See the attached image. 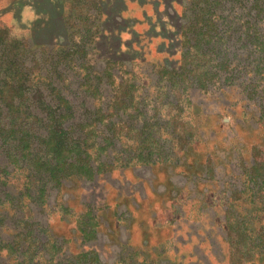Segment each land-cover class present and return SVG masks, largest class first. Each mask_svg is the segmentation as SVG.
I'll return each instance as SVG.
<instances>
[{
	"label": "rangeland",
	"instance_id": "1",
	"mask_svg": "<svg viewBox=\"0 0 264 264\" xmlns=\"http://www.w3.org/2000/svg\"><path fill=\"white\" fill-rule=\"evenodd\" d=\"M254 1L0 0V84L23 83L0 104V264H264ZM206 13L216 53L192 40L181 74Z\"/></svg>",
	"mask_w": 264,
	"mask_h": 264
},
{
	"label": "trees",
	"instance_id": "2",
	"mask_svg": "<svg viewBox=\"0 0 264 264\" xmlns=\"http://www.w3.org/2000/svg\"><path fill=\"white\" fill-rule=\"evenodd\" d=\"M254 2H255V7H259L261 4H264V0H255ZM210 21H212L210 20V13L204 14L203 17L201 18V21H199L203 23V25L199 27L198 31L196 32L197 39L192 38L191 36L192 33L189 34L187 29L185 28V31L183 32V36H182L183 37V50L181 54V65H180L181 74H184V71L188 72V70H186V67L188 66L190 49H192L194 45L197 49V57H198V59H195V61L198 63L202 61V59L205 56H207L209 53L211 54L216 53L217 41H215L216 37L214 36V33L216 32V30L212 29L211 24L213 23H211ZM207 24H210V26H208ZM1 30L2 31H0V41L2 42L3 40H5V37H3L2 34H6L8 31L4 28H1ZM192 40H195L194 45H190ZM262 47L264 48V44L261 46V49H263ZM259 48H260V45H259ZM225 57H227V55H225ZM202 68H203L202 71H200L199 74L196 76L197 77L196 81L199 82V85L202 89H205L207 83H209L213 75H212V72H210L211 70H208L207 67L204 66ZM11 73L12 72H10V74ZM190 73H192V71ZM191 77L193 78V76ZM21 79H22V75L18 77L8 75L6 76L5 80L2 81V83L0 84V104L1 106L7 109V114L9 111H16V109L18 108V105H16L17 104L16 98L18 99V97H20L21 95V89H22V84H23ZM81 126H86V123L85 124L83 123V125L82 124L79 125V127ZM56 135H57V131L52 130L49 133L48 137L45 139V141H43V143H44L45 148H50L49 155H51L55 160H58L59 165L62 164L63 166L64 162L61 163L62 162L61 159L65 157V154H64L65 152H62L61 148H65V147L63 143L61 142L63 139L60 142H58V138ZM9 249L12 251L13 248L9 247Z\"/></svg>",
	"mask_w": 264,
	"mask_h": 264
},
{
	"label": "flooded vegetation",
	"instance_id": "3",
	"mask_svg": "<svg viewBox=\"0 0 264 264\" xmlns=\"http://www.w3.org/2000/svg\"><path fill=\"white\" fill-rule=\"evenodd\" d=\"M124 3H125V0H124ZM123 8H124V9H123L122 13H124V12H125V8H127L126 4L124 5ZM127 9H128V8H127ZM125 13H126V12H125ZM4 29H6V28H4Z\"/></svg>",
	"mask_w": 264,
	"mask_h": 264
},
{
	"label": "water",
	"instance_id": "4",
	"mask_svg": "<svg viewBox=\"0 0 264 264\" xmlns=\"http://www.w3.org/2000/svg\"><path fill=\"white\" fill-rule=\"evenodd\" d=\"M125 12L126 13H129V10L127 8H125ZM8 31V29H6Z\"/></svg>",
	"mask_w": 264,
	"mask_h": 264
}]
</instances>
